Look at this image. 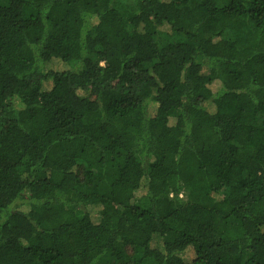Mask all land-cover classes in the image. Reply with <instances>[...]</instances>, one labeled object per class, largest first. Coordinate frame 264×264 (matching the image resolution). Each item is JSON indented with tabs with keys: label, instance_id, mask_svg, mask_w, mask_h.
Wrapping results in <instances>:
<instances>
[{
	"label": "trees",
	"instance_id": "obj_1",
	"mask_svg": "<svg viewBox=\"0 0 264 264\" xmlns=\"http://www.w3.org/2000/svg\"><path fill=\"white\" fill-rule=\"evenodd\" d=\"M0 264H264V0H0Z\"/></svg>",
	"mask_w": 264,
	"mask_h": 264
},
{
	"label": "rangeland",
	"instance_id": "obj_2",
	"mask_svg": "<svg viewBox=\"0 0 264 264\" xmlns=\"http://www.w3.org/2000/svg\"><path fill=\"white\" fill-rule=\"evenodd\" d=\"M49 66H50V65H49ZM49 66H48V67H49ZM58 68L63 69L62 65H61V66L59 65ZM44 85H47V83H45Z\"/></svg>",
	"mask_w": 264,
	"mask_h": 264
}]
</instances>
